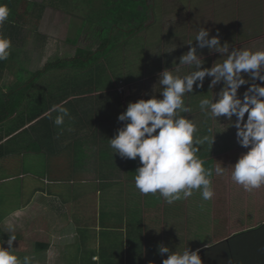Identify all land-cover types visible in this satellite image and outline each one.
Masks as SVG:
<instances>
[{"label": "crops", "instance_id": "crops-1", "mask_svg": "<svg viewBox=\"0 0 264 264\" xmlns=\"http://www.w3.org/2000/svg\"><path fill=\"white\" fill-rule=\"evenodd\" d=\"M44 21L45 18L41 23V34L46 39L53 40L56 46L64 44L69 47L70 45L64 43L69 41L67 40V31L65 30L63 38L61 33H58V29L55 30L53 25L48 26ZM60 30L64 29L61 28ZM81 37L78 43L73 42L74 46L70 47L74 49L77 44L78 51H81V49L87 51L85 48H91V50L93 49L91 53L98 55V51L101 50L98 46L101 42L90 39L89 36L82 39ZM91 41H93L92 44ZM70 47L68 52L57 50L55 53L58 57L71 54L68 58L75 60L74 63L77 62L75 65L63 67L58 71L59 78H63L64 81L67 70L81 64V60L78 58L79 54L77 55L78 51H73ZM130 50L125 49L123 53L118 55L110 52L103 59L96 61L108 62L110 69H112L114 63L127 58L128 62L132 63L137 52L132 51L131 54ZM74 56L78 61L71 59ZM38 57L39 65L42 67L43 57L42 60L40 54ZM70 60H60L59 62ZM88 60L93 61V59L88 58L83 60L82 63ZM40 70L42 69L38 71ZM70 71L71 77H73L74 72L72 69ZM6 73L11 74L5 71L4 75ZM4 75L0 78V100H7L14 90L20 92L29 84L32 87L26 95L25 103L21 105L18 112L10 116L5 122H0V222H4L12 214L14 217L19 215L23 211L21 210L23 206L28 207L32 203L38 204L40 202L45 208L44 214L46 215L35 220L44 227L45 234L42 235V238H39L40 235L38 236L40 241L34 243V249L31 252L26 245L21 243L18 258L23 260L25 256L29 255L33 258V264H41L37 260L39 259V253L46 255L52 248L58 250L60 255L58 244H54V241L51 242L54 238L52 235L54 232L59 231L60 242L64 241L63 244H65L71 242L67 236L72 229L78 235V241L74 244V247L77 248L75 255H78L76 258L73 257L75 256L73 254L68 257L71 264H104L102 257L104 253L108 255L105 260L107 264H113L121 257L127 264H141L140 261L142 264H147L153 260L162 264V257H166L167 254L163 256L159 254L158 247L161 245L159 241L156 242L157 249L152 250L150 253L158 259L148 258L149 255H146L147 257L143 256V259L139 261L133 259L129 262L128 237L130 235L133 237L139 232L138 236L135 237L138 238L140 232H143L142 239L145 240L151 232L149 230L150 225L161 224L168 229L164 226L169 221L167 219L168 214H184L183 205L180 200L168 204L159 193L141 194L135 187L134 179L135 172L140 166L139 158L137 157L136 160L121 158L110 147L109 140L116 135L117 130L125 123L120 122L118 117L126 111L129 102L152 98L153 96L147 97L149 91H152L154 96L162 98L160 95L162 89L159 82L131 81V85L126 81L104 82L103 78L94 74L90 78H70L73 82H24L23 84V82L18 81L17 77L12 82H3ZM121 88L124 90L123 94L119 92ZM71 89H75L76 93H72ZM112 97L114 98L112 99ZM61 102L69 110L70 115L65 118L64 125L58 127L53 122L57 114L52 113V118H48L44 113L48 112L52 105ZM195 114L197 112L193 111L181 113V115L192 119L196 123L198 132L195 135L200 138L206 135L211 137L216 135L214 143L209 141L198 146L200 151L197 155L204 161L205 168H214L217 164L228 167L223 175L214 174L212 182L224 179L229 187L236 186L238 188V184L231 179V167L229 165L235 164L240 155L247 152L248 149L238 144L237 129L235 127L225 129L230 123L225 118H220L216 121H219L221 127L211 128L212 133L210 134L208 132L212 124L209 120L210 117L202 121V118H200V121L196 122ZM216 126L218 125L216 124ZM12 157H19L16 160L19 163L15 166H13L15 160L7 161ZM91 166H95L94 170L89 169ZM89 174L90 180H88ZM231 188L235 189L234 187ZM237 188L234 192L237 191ZM228 190L233 191L232 189ZM12 191L17 192L19 198L15 206H8L6 199ZM214 192L215 196L222 193V191L215 190ZM263 196L264 189H261L255 197L259 202H264ZM245 197L248 196L245 195ZM192 198L196 202L203 203L201 194L197 190L193 191ZM22 199H26L27 202L21 204V206L19 201ZM174 206L178 208L172 209ZM154 208L159 211L154 213ZM120 210H124V215L115 214ZM57 219L59 220L55 224L54 222ZM260 221L258 225L253 223L252 227L242 231L263 225L264 219H260ZM176 224H178L177 220L174 226ZM69 226L70 228H68ZM33 227L32 224L31 229ZM176 229H170L169 231L179 232L183 230V228ZM88 230H95L96 235H98L96 248H93L92 251L85 249L84 243H78L82 233H89ZM0 231L4 238L9 236V234H4L2 230ZM242 231H237V233ZM102 233H105L108 237L105 240L106 243L100 242ZM158 233L159 231L156 235ZM15 236L16 240L20 239L22 241L23 238L20 235ZM151 241L154 240L151 239ZM66 244L69 248L73 246ZM208 246L210 245L195 246L193 251ZM93 251L96 253L92 256L89 252ZM135 252L136 249L132 251V254ZM86 256L88 262H85ZM65 257L63 262L70 264L65 260ZM95 258L98 261L94 260Z\"/></svg>", "mask_w": 264, "mask_h": 264}, {"label": "rangeland", "instance_id": "rangeland-1", "mask_svg": "<svg viewBox=\"0 0 264 264\" xmlns=\"http://www.w3.org/2000/svg\"><path fill=\"white\" fill-rule=\"evenodd\" d=\"M143 1H139V5L145 7L146 3ZM152 1L158 5L160 4V8L159 6L153 7L152 15L157 19L155 20V27L153 26L150 29L151 33L149 37L153 38L151 41H148L149 38L145 40L141 39V37L133 38V36L128 35L130 33L128 30L134 29V22L131 23L129 28L130 17L128 16V18H125V20L120 23L119 31L116 30L118 33L116 40L111 38L108 42L103 40V42L100 43L98 47L101 48L102 45L104 46L98 51V55H93L91 53L93 49L91 50V48H85L87 51L81 49V51L89 52L91 55H81V53H79L78 58L81 60V64H77L75 67L73 66V77L76 79H79V77L90 78V76L97 74L104 79V82L126 81L129 85H131V81L157 83L159 82L160 74L165 70L172 71L174 75L183 77L195 70L194 66L181 65L179 63L180 57L186 54L190 47H196L197 53L200 55V60L205 67H211L214 62L221 63L226 56H220L214 53L209 54L207 48L201 49L199 43L195 41V36L201 28L211 30L210 35H216L218 31L221 37V43L227 41L230 44V48H248L253 51L264 50V0H181L183 3L179 0ZM90 2H95L93 5L95 10L92 13L89 12V10L85 11L84 8L82 13L78 11L72 12V6L69 2L57 4L56 8H48L47 10H51H46L44 22L47 23L48 26L53 25L55 30L58 29V33L60 34L61 32V37L65 35V30L68 31L67 40H72L75 43L74 40L77 38L75 25L78 24V22L91 19L93 16L96 17L98 13H100L101 16L99 15L97 18L98 21L96 20L94 23L87 21L88 25L85 28V32H88L91 28H94L93 26L95 25H105L106 23V25L110 26L112 24V18H117L120 15H129V12L124 11V9H129L128 7L131 1L90 0ZM136 3L138 4V1ZM159 9L161 12L160 18ZM111 10L113 14H115L112 18L110 16ZM63 23L64 25H61ZM61 26H63L64 30H60ZM41 27L40 25L38 29L39 33H41ZM156 35H160V38ZM23 36L24 39L27 40L25 42L24 53L20 54L19 60L22 61V65L25 69L33 73L42 69V72L45 74L41 77L39 82H66L70 80V70H67L68 72L66 73V79L64 81L63 78H59L58 71L53 70L46 72V67L48 64L57 63L60 60H70L68 57H70L71 54L65 55V57H58L55 53L57 50L68 52L69 47L74 46L73 42L65 41L64 39V43L70 45L69 47L64 44L62 46H56L53 40L47 38V44L45 46H43L41 42V47H37L34 38H32V36L30 37L29 33L24 32ZM77 46L78 45H76L74 49H72V47L70 48L76 51L77 48H79ZM132 47L134 48L129 52L131 54L132 51L137 52L132 63L128 62L127 58L126 60H120L114 63L112 69H110L108 62L96 61L103 59V57L108 54L109 49H112L111 54L117 53L115 55H118L123 53L125 48L130 49ZM39 54L41 60L43 57L42 67L39 65ZM88 58L93 59V61L88 60L82 63L83 60ZM71 59L76 58L74 56L71 57ZM84 65L87 67L84 68ZM61 66L65 67L63 64ZM15 78L16 76L14 74L6 73L3 82H12ZM211 79V77H206L202 89L197 88L194 92L185 94V105L189 106L193 112H197V114L194 115L196 122H199L200 118H202V121L209 117L200 111L198 106L200 99L205 97L214 99L222 87V85H217L215 88H209ZM246 87L247 85L242 86L239 90L241 95H243ZM119 92L122 94L123 89H119ZM150 96H154L152 91L147 93V97ZM113 98L114 97H112V99ZM209 120L212 122L210 128L221 127L218 123L219 121H216L217 119H212L210 117ZM216 124L218 126H216ZM228 128H230V124L225 129ZM18 158L19 157H12L7 161L15 160L13 163V166H15L19 163V161H16ZM94 168L95 166L89 167L90 170H94ZM88 180H90V174L88 175ZM212 187L213 190L222 191V193L216 194L215 196L214 192V196L211 200L205 201L201 198L203 203H199L194 201L192 196L187 199H181L180 202L183 205L184 214H168L167 219H169V221L164 225L168 229L161 224L150 225L149 230H151V232H149V236L155 241L154 243L159 241V244L169 247L172 251L178 250L182 252L187 248L193 250L195 246L204 247L205 245H212L223 241L234 233L236 234L237 231L252 227L253 223L254 225H258L261 222L260 219H264V202H259L255 197L259 193V190L264 189V186L259 189H254L252 192H248L245 191L241 185H238V188L236 186L229 187L224 179H218L212 182ZM231 187L237 188V191L234 192L235 189ZM228 189H232L233 191ZM245 195L248 197H245ZM18 198L19 194L12 191L6 199L8 206H15ZM262 198L264 199V196ZM19 202L21 205L27 202V200L22 199ZM173 208L178 207L174 206L172 209ZM160 209L162 210V208ZM21 210L23 211L19 215L14 217L12 214L4 222H0V230H2L4 234L20 235L23 238L22 241L19 239L14 242V247H16L15 254L17 256L21 243L26 245L31 252L34 249V243L40 241L39 238H42V235L45 234L44 227L41 226V223L35 221L40 218V216H46L44 214V206L40 202L38 204L32 203L28 207L23 206ZM158 211L157 208L153 210L154 213ZM118 213L124 215L125 212L124 210H120L115 214ZM59 219L55 220L54 223L57 224ZM176 220L178 224L174 226ZM32 224L34 227L31 229ZM9 225L15 226L16 230L14 233L9 232ZM70 226L68 228H70ZM176 228H183V230L179 232L169 231L170 229L177 230ZM158 231L159 233L156 235ZM58 232L59 231L54 232L52 235L54 238L51 242L54 241V244H58V246H56L60 250V255L58 250L52 248L46 255H44V253H39V259L37 260H39L41 264H66V262H63L64 256H66L65 260L70 263L68 257L72 254L75 255L77 248L74 247V244L78 241V235L71 229V232L67 236L71 242L66 243L73 246L69 248L66 243L63 244L64 241L60 242L61 240L58 237ZM88 232L89 233H82L78 243H84V248L92 251L93 248H96L98 240L96 238H98V235H96L95 230H88ZM39 235L41 237L38 238ZM100 242L103 241L100 240ZM5 247H7V244H5ZM61 247L64 249L62 250ZM33 255H35V253H33ZM165 258H167V256L162 257V259ZM94 260H97V258ZM85 262H88L87 256ZM113 264L127 263L121 257ZM147 264L151 263L148 262Z\"/></svg>", "mask_w": 264, "mask_h": 264}, {"label": "clouds", "instance_id": "clouds-1", "mask_svg": "<svg viewBox=\"0 0 264 264\" xmlns=\"http://www.w3.org/2000/svg\"><path fill=\"white\" fill-rule=\"evenodd\" d=\"M9 16L8 6L0 4V28ZM210 32L201 28L195 41L201 49L207 48L209 54L226 58L205 67L196 47H190L179 63L194 66L195 70L183 77L169 70L163 71L159 77L162 98L153 96L129 102L126 111L118 117L125 123L109 139L110 147L121 158H139L140 166L134 178L136 189L144 195L159 193L168 204L191 197L194 190L200 192L203 200H211L214 196L213 175H223L228 168L220 164L205 168L204 161L197 155L198 146L209 141L214 143L216 135L196 136V123L181 115L192 111L185 105V94L202 89L206 77L212 78L209 88L222 87L214 99H200V111L212 119L229 121L230 127L237 129L238 144L248 149L235 164L229 165L232 181L248 192L264 186V50L230 48L227 41L221 43L218 31L216 35H210ZM11 47V39L0 33V61L9 58ZM245 85L241 95L239 90ZM52 113L57 114L53 122L58 127L64 125L65 118L70 115L63 102L52 105L44 115L52 118ZM208 132L211 134L212 129ZM8 230L14 233L16 229L9 225ZM15 241L16 236L9 235L6 241L0 242V264H33L30 256H25L22 261L18 258ZM158 251L162 256L167 254L162 264H204L200 249L172 251L161 244Z\"/></svg>", "mask_w": 264, "mask_h": 264}, {"label": "trees", "instance_id": "trees-1", "mask_svg": "<svg viewBox=\"0 0 264 264\" xmlns=\"http://www.w3.org/2000/svg\"><path fill=\"white\" fill-rule=\"evenodd\" d=\"M71 1L74 5L72 6V12L78 11L82 13L83 8L85 11L89 9L91 12H93L95 10L93 6L95 2H90V0ZM80 1L81 4H79ZM127 1H131V4L128 7L129 9H124V11L129 12V15H120L117 18H112L113 15L115 16V14H113L111 10L110 16L112 18V24L110 26L106 25V23L105 25H103L105 34L101 38L102 42L103 40L105 42H108L110 40L109 33L114 31L115 29L117 30V25L123 22L125 18H128V16L130 17V20L132 18H138L139 12L137 11V7L139 6V4L136 3V0ZM63 2H68V0H0V4H5L10 9V16L3 27L0 28V33L10 38L12 42V47L10 49L11 55L7 60L0 61V78L4 75L5 71H8L9 73L14 74L17 77L18 81L23 82V84L24 82H39V80L45 73H43L42 70L33 73L25 69L22 65V61L19 60L20 54L24 53L25 42L27 40L24 39L23 34L24 32L29 33L30 37L32 36V38H34V42L36 43L37 47H41L42 43L43 46H45V44L47 43L46 37L43 34L39 33L38 29L40 28L42 20L44 19L46 10L51 7L56 8L57 4H61ZM145 10H147V8ZM99 15L100 13H98L95 18L99 17ZM87 21L89 20H84L83 28L78 30L79 36L84 33L85 24L87 23ZM130 34L133 35L134 32H131ZM103 46L104 45H102V47ZM111 51L112 49H109L108 53H110ZM77 53H81V55H91V53L83 51H78ZM76 60L78 61V59ZM74 61L75 60H70L65 63L59 62L49 64L46 67V72L53 70L60 71L61 68H63V66H61L62 64L65 67H68L77 63H74ZM86 67L87 66L84 65V68ZM67 82L73 81H71L70 79ZM31 87L32 85L29 84V86L25 87V89H22V91L20 92H16V90H14L13 92H11L13 95H9V98L7 100H0V122H5L9 119L10 116L18 112L21 105L25 103V100L27 99L26 95L31 90ZM71 92L76 93V90L71 89ZM138 233H136L133 237L132 235L128 237V261L130 262L133 259L139 261L140 259H143V256L146 255H149L148 258L153 257L152 259H158V257L150 255L152 250L157 249V243L151 241V237L149 236H147L146 239L143 240V232H140L139 237L135 238L136 236H138ZM101 238L102 241L106 243L105 240H107L108 237L105 235V233L101 234ZM7 239L8 236L4 238V235H2L0 231V242L6 241ZM134 249H136V252L132 254V251ZM199 249L204 264H264V224L256 228L236 233L229 239L212 244L204 249ZM121 251L124 252L123 250ZM89 253L93 256V254H95L96 252L93 251ZM77 255L73 257L76 258ZM107 256L108 255H105V253L102 256L104 264H107L105 262ZM140 263L142 264L141 261ZM151 264L160 263H157L155 260H153Z\"/></svg>", "mask_w": 264, "mask_h": 264}, {"label": "flooded vegetation", "instance_id": "flooded-vegetation-1", "mask_svg": "<svg viewBox=\"0 0 264 264\" xmlns=\"http://www.w3.org/2000/svg\"><path fill=\"white\" fill-rule=\"evenodd\" d=\"M120 1H124V0H120ZM138 1V4H139V1H143V0H136V2ZM150 1H151V3H150ZM181 3H183L181 0H179ZM68 2L71 4V6H74L73 5V2L71 1V0H68ZM143 2H145L146 3V5H145V7H142L141 5H139L138 7H137V11L139 12V15H138V18H132L130 21H129V28H130V25H131V23H133L134 22V29L133 30H128L130 33L131 32H134V34L133 35H131L130 33L128 34L129 36H133V38H136V37H141V39H145V40H148V39H146V38H149V40L148 41H151V39H153L152 37H149L150 36V33H151V28L154 26L155 27V20L157 19V18H155V17H153V7H157V6H159V8H160V4L158 5V4H156L154 1H152V0H145V1H143ZM79 4H81V1L79 2ZM51 8H54V7H51ZM147 8V10H145ZM88 9V8H87ZM89 10V9H88ZM87 10V11H88ZM89 12H91L90 10H89ZM92 13V12H91ZM46 14V13H45ZM159 18H160V16H161V12H160V9H159ZM98 18V17H97ZM97 18H95V17H93V18H91V19H88L89 21H91V22H93L94 23V21H96L97 20ZM94 19V20H93ZM84 21V20H83ZM83 21H81V22H78V24H76L75 26H76V30H75V32L77 33V38H76V40H74L76 43H78V41H79V38L81 37V39L82 38H85V37H87V36H89L90 37V39L92 38V39H96V40H98V42H101L102 43V40H101V38L103 37V35L105 34L104 33V30H103V25H95V26H93L94 28H91V30H89L88 32H85V28L87 27V23L85 24V28H84V33L82 34V35H78L79 33H78V30L79 29H81V28H83ZM86 21V20H85ZM98 21V20H97ZM151 23H152V25H151ZM61 25H64V23L63 24H61ZM74 25V24H73ZM119 26H120V23L117 25V31H119L118 29H119ZM196 26H199V25H196ZM61 28H63V26H61ZM114 28V27H113ZM128 28V29H129ZM68 32V31H67ZM75 32H73V33H75ZM182 32V31H181ZM61 33V32H60ZM85 34V35H84ZM117 32H116V29L114 30V31H112V32H110L109 33V39L111 40V38L113 39V40H116L117 39ZM87 35V36H86ZM68 36V35H67ZM156 36H158L159 38H160V35H156ZM155 36V37H156ZM63 38H64V36H63ZM68 38V37H67ZM80 39V40H81ZM69 42H73L72 40L71 41H69ZM93 43V41H91V44ZM77 45V44H76ZM90 47H91V45H90ZM100 48V47H99ZM102 48V47H101ZM134 47H132V48H130V49H133ZM125 49H127V48H125ZM130 49H128V50H130ZM112 52V51H111Z\"/></svg>", "mask_w": 264, "mask_h": 264}]
</instances>
